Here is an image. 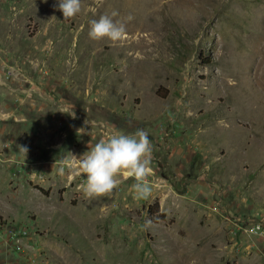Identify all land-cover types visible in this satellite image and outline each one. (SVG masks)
<instances>
[{
	"label": "rangeland",
	"instance_id": "obj_1",
	"mask_svg": "<svg viewBox=\"0 0 264 264\" xmlns=\"http://www.w3.org/2000/svg\"><path fill=\"white\" fill-rule=\"evenodd\" d=\"M141 128L151 195L87 198L72 155ZM0 264H264V0H0Z\"/></svg>",
	"mask_w": 264,
	"mask_h": 264
},
{
	"label": "clouds",
	"instance_id": "obj_2",
	"mask_svg": "<svg viewBox=\"0 0 264 264\" xmlns=\"http://www.w3.org/2000/svg\"><path fill=\"white\" fill-rule=\"evenodd\" d=\"M58 10L62 12L63 19H71L81 11V0H58ZM118 15L113 10L110 14H100L98 18L91 19L89 38L107 39L113 43L122 40L126 34V22L115 19ZM127 19L131 20V17ZM67 114L72 119L77 118L72 109ZM77 134L87 135L88 132L81 127ZM19 149L26 155L27 147ZM72 157L78 164L79 173L85 177L81 190L89 199L110 194L117 188V177L121 173L135 181L131 189L136 199H147L151 195L149 177L153 174V145L148 132L142 128L130 134L113 133L106 139H100L78 158Z\"/></svg>",
	"mask_w": 264,
	"mask_h": 264
},
{
	"label": "trees",
	"instance_id": "obj_3",
	"mask_svg": "<svg viewBox=\"0 0 264 264\" xmlns=\"http://www.w3.org/2000/svg\"><path fill=\"white\" fill-rule=\"evenodd\" d=\"M158 93V92H157ZM146 214L152 221L164 220L165 215L163 212H159L157 202H153L146 207Z\"/></svg>",
	"mask_w": 264,
	"mask_h": 264
}]
</instances>
